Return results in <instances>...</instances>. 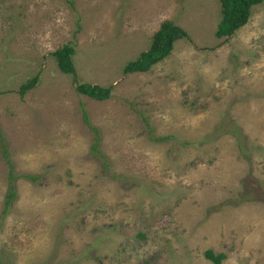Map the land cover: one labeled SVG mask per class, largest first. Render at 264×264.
Returning <instances> with one entry per match:
<instances>
[{
  "label": "rangeland",
  "instance_id": "obj_1",
  "mask_svg": "<svg viewBox=\"0 0 264 264\" xmlns=\"http://www.w3.org/2000/svg\"><path fill=\"white\" fill-rule=\"evenodd\" d=\"M220 19V0H0V264H264V1L232 35ZM165 21L187 35L125 73Z\"/></svg>",
  "mask_w": 264,
  "mask_h": 264
},
{
  "label": "trees",
  "instance_id": "obj_2",
  "mask_svg": "<svg viewBox=\"0 0 264 264\" xmlns=\"http://www.w3.org/2000/svg\"><path fill=\"white\" fill-rule=\"evenodd\" d=\"M264 0H220L221 2V19L217 24L216 30L214 32L215 36L218 38L232 35L238 28L245 25L249 19L251 13V7L257 3L263 2ZM186 32L178 27L170 24L169 22H163L155 34V42L153 45L142 51L139 56L132 61H129L125 67L124 72H144L147 71L151 65L163 59L169 55L173 48V42L182 36H186ZM75 53V48L71 44H65L62 47L56 49L52 54L58 60L60 68L64 72L75 74V68L73 61L71 59L72 55ZM37 82L36 76L31 80L22 83L19 86V93L23 95L27 90L31 89ZM76 89L85 95H88L95 99H105L109 96V87H101L97 84L80 83L76 85ZM83 118L85 122H88V117L86 111L83 110ZM92 128V127H91ZM94 131L96 132L95 128ZM168 136H162L155 138L157 140H164ZM95 142L91 145L93 153L99 154L95 151L97 149L98 137L95 136ZM4 155H8V150L6 149V142L1 138ZM8 157V156H7ZM9 166H12L10 162ZM12 172V171H11ZM15 195L14 186L9 187L7 193L6 205L13 200ZM205 256L213 261L215 264L221 262L223 254H215L213 250L207 249L205 251Z\"/></svg>",
  "mask_w": 264,
  "mask_h": 264
}]
</instances>
